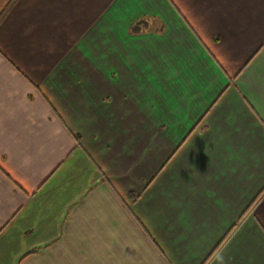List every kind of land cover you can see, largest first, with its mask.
I'll return each instance as SVG.
<instances>
[{"label": "crops", "instance_id": "obj_1", "mask_svg": "<svg viewBox=\"0 0 264 264\" xmlns=\"http://www.w3.org/2000/svg\"><path fill=\"white\" fill-rule=\"evenodd\" d=\"M264 0H0V264H264Z\"/></svg>", "mask_w": 264, "mask_h": 264}, {"label": "trees", "instance_id": "obj_2", "mask_svg": "<svg viewBox=\"0 0 264 264\" xmlns=\"http://www.w3.org/2000/svg\"><path fill=\"white\" fill-rule=\"evenodd\" d=\"M264 193V192H263Z\"/></svg>", "mask_w": 264, "mask_h": 264}]
</instances>
